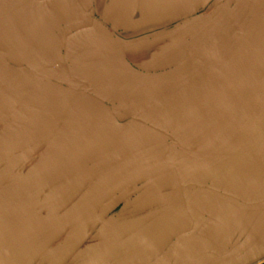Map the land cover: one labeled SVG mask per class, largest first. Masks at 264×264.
Masks as SVG:
<instances>
[{
	"label": "flooded vegetation",
	"instance_id": "1",
	"mask_svg": "<svg viewBox=\"0 0 264 264\" xmlns=\"http://www.w3.org/2000/svg\"><path fill=\"white\" fill-rule=\"evenodd\" d=\"M5 1L40 56L46 61L54 59L53 38L56 28L67 22L63 20L64 14L72 13L74 7L67 2L57 11L50 5L51 2H45L42 16L29 24L27 13L33 6L31 0ZM80 1L81 7L90 10L92 18L100 22L120 42L123 57L133 67L144 72L162 73L175 69L183 61L184 45L206 28L204 34L187 51V67L184 72L186 80L184 79V83L179 86L183 94L176 104L177 112L175 111L173 121L170 126L161 125L162 130L165 129V138L168 139L164 141L167 150L146 156L138 163L139 172L149 167V162L146 161L161 152L165 155H171L172 152L179 156L175 146L197 157V155H206L205 148L214 144L209 149L214 151L210 155L220 158L221 162L219 169L213 173L214 177L206 181L203 186L219 191L225 187L224 184L229 183L233 186V189L228 187L232 190L229 191V197L234 198L237 203L249 207L263 205L264 32L256 38V42L252 37L245 39L244 33L239 34L244 0ZM214 12V17L207 24L205 19ZM196 18L202 20L197 25L188 26ZM89 36L90 34L72 31L65 37L62 61L67 76L72 79L76 76L97 73L95 68L84 70L81 64L73 65L75 58L89 55L104 60L110 57L109 52L95 49L81 53L82 49H90L98 45ZM85 37L88 38L87 41ZM0 46L7 45L0 43ZM105 47L107 51L112 50L110 46L105 45ZM28 56L30 63L32 58ZM233 61H235L234 65ZM96 63L97 61L94 60L89 62L93 66ZM32 66L37 67V64L32 63ZM120 71L124 73L123 70ZM234 73L235 82L237 81L239 85L235 103L237 105L241 103L240 109L238 106L235 108L236 125L239 124L244 111L252 108L256 103L251 143L241 155H238L239 138L236 137L239 126L235 127L233 147L216 150L225 143L224 137L227 135L222 132L216 133L219 128L216 122L222 114V107L230 98L227 90V82L229 83L230 79L227 77ZM106 74L110 73L106 71ZM44 79L47 78L42 77V80ZM177 81L169 84L167 95L175 89ZM50 84H53L51 87L55 86L54 90L51 87L47 90L41 85L35 88L36 85L32 84L10 87L6 79H0V108H4L0 114V226L3 227L0 234H5L0 240V264H4L32 238L53 228L56 225L55 221L60 220L97 179L106 177L103 185L106 184L110 176L107 172L128 158L126 156L114 159L109 156L110 153L121 155L123 152L124 133L120 128L109 133L106 139L102 140V145H98L96 140L92 145L93 149L89 151L87 142L95 140L92 137L95 127L89 126L90 116L88 120L85 118L81 111L83 109L76 104V101L65 104L64 95L58 90L59 87H63L60 83L52 81ZM87 89L91 90L92 94L94 92L100 95L98 101L102 105L108 107L109 102L119 105L114 102V96L112 97L110 93H98L91 86ZM192 94L199 102L195 110L199 133L193 138L187 129L188 106ZM87 96L91 100H96L94 95L87 94ZM165 97L157 102V105L153 104L143 111L136 112L138 116L143 115L144 121L141 120L139 124L156 130L160 125L158 123L160 104ZM127 98L132 102V99ZM157 98L156 95L151 101L154 102ZM208 108L211 109L210 112ZM153 109L156 110L150 117L148 113ZM125 124L128 125V122L125 121L124 126ZM228 124L231 125L232 121ZM246 139H242L240 148L243 144L245 147ZM144 140L137 151L128 155H138L153 146L150 144V137ZM119 142L121 147L118 148ZM187 161L192 163L196 160L188 158ZM155 173L152 172L150 175ZM126 176L127 174L124 173L116 177L117 180L108 188L115 189L126 182L134 181V179L123 180ZM227 176L231 178L229 182ZM149 181L151 180L140 182L135 189ZM139 193H142V190ZM124 194L128 193L123 192ZM104 195L105 192L101 194ZM135 196L137 195L127 196L114 205L102 223L95 224L97 213L93 217L88 213L82 224L78 248L69 257L65 256L66 251L60 253L59 247L68 238L79 233H73L74 227L67 230L57 243L42 252L37 250L46 239L34 243L15 264H77L83 259L86 260L98 249L103 241V234L108 235L107 229L111 225L123 224L143 216V214L131 213L135 206H124ZM140 198L143 199L142 196ZM196 201L199 203L196 205L195 202L197 209L200 208L202 213L219 223H222V216L229 213L224 209L225 205L222 202L219 203L210 197L200 195ZM140 203L141 201L136 206L139 207ZM234 212L235 216H231L230 223L234 220L236 238L251 219L253 221L246 233H243L241 241L243 242L250 235L261 236L264 230V209L256 213L235 207ZM76 214L74 213L71 218ZM204 228L208 229L206 226ZM239 245L233 242L234 249ZM61 249L63 250V247ZM82 251L86 253L78 256ZM261 261V264H264V259Z\"/></svg>",
	"mask_w": 264,
	"mask_h": 264
},
{
	"label": "water",
	"instance_id": "2",
	"mask_svg": "<svg viewBox=\"0 0 264 264\" xmlns=\"http://www.w3.org/2000/svg\"><path fill=\"white\" fill-rule=\"evenodd\" d=\"M60 1L63 3L69 2L74 9L72 13L65 12L63 20L67 22L56 28L53 38L54 59L46 61L24 34L6 1L0 0V43L7 45L0 46V79H6L10 87L18 84H32L33 86L36 85L35 88L39 85L45 86L47 90L53 85L50 82L60 83L63 87H59L58 90L63 93L65 104L76 101V104L83 109L81 111L86 116L85 118L87 119L90 116L89 126L95 127L92 132V137L95 140L94 142H87V146L90 148L88 150L93 149L94 146L92 147V145L96 140H98V145H102V140H105L109 133H113L120 128L124 133L122 136V142L125 143L123 152L121 155L110 153L109 156L114 157V159L126 156L128 158L107 172L110 176L106 184L103 185L106 177L97 179L85 195L60 220L55 221L56 225L53 228L32 238L4 264L17 263L23 253L38 241L46 239L37 251L42 252L48 249L57 243L67 230L74 227L73 233L79 232V235L74 234V237L68 238L69 240L67 239V241L61 243L59 247L60 253L66 251L65 256L69 257L78 248V239L86 215L91 213L93 217L97 213L95 224L102 223L114 205L131 195L137 196L126 202L124 206H135L131 213L143 214V216L141 215V217L123 224L111 225L107 229L108 235L103 234V241L99 244L98 249L89 258L83 259L77 264H254L263 260L264 230L261 232V236L250 235L242 242V235L246 233L253 220L251 219L245 225L243 231L236 238L235 223L234 220L230 223V218L235 216V207L242 211L258 213L264 209V204L249 207L237 203L234 198L229 197V191L232 192L231 189H233V186H230L229 183L224 184L225 187L219 191L203 186L206 181H210L214 177L215 174L213 173L219 169L220 158L210 155L214 151L207 150L205 151L206 155H197L196 157L187 153L181 147L175 146L179 156L172 152L171 155L164 154L167 150L164 141H168V139L165 138V129L162 130L161 125L164 124L167 127L173 121L176 104L180 100V95L183 94L179 90V86L184 83V79L186 80L184 72L187 67V51L204 34L206 28L184 45L183 61L175 69L162 73L144 72L133 67L123 57L120 42L100 22L92 18L90 10L81 7L80 0ZM31 2L33 6L27 13L29 24L42 16L44 3H48L49 0H31ZM214 15L215 12L208 16L205 22L209 24ZM201 20L200 18L193 19L188 26L197 25ZM240 26L239 34L244 33L245 39L252 37L256 42V38L264 32V0H244ZM72 31L90 34L89 38L98 43L90 49L80 50L81 53L92 49L110 53V57H103L104 60L89 55L74 59L73 65H77L76 63L81 64L84 70L91 67L95 68L97 70L96 75L76 76L74 79L67 76L62 54L65 37ZM87 39L85 37L86 41ZM105 45L110 46L112 50L107 51ZM28 55L32 58L30 63ZM92 60L97 61L94 66L89 64ZM32 63L37 64V67L32 66ZM234 63L235 61H233V65ZM120 70H123L124 73H121ZM106 71L110 74H106ZM223 76L226 78V74ZM42 77L47 79L42 80ZM227 78L230 79V81L228 79L229 83L227 82L230 98L226 105L222 107L221 116L223 118L221 121L228 122L234 121L233 113L237 106L240 109L241 103L239 105L235 103L239 86L238 82H235V73L228 75ZM176 80H178L177 86L167 95L169 84ZM88 86L93 87L94 91L98 93H110L112 97L114 96V102L119 105L111 102L108 103V107L102 105L98 101L100 95L94 94V92L92 94V91L87 89ZM51 88L54 90L55 86ZM87 94L94 95L96 100H91ZM156 95L158 98L152 102V98ZM193 96L192 94L189 99L188 126L196 122L195 110L199 105L198 100ZM127 97L132 99V102H129ZM164 97L165 99L160 104L159 109L158 123L160 125L156 130H151L139 124L144 121L142 119L143 115L138 116L136 112L138 110L143 111L153 104L157 105V102L159 103ZM128 102L129 104L126 105ZM254 104L252 108L244 111L245 114L243 113L239 124H237L239 126L236 135L239 138L238 155H241L243 150L247 149L251 143L256 113ZM3 109V107L0 108V114ZM154 110L156 109L148 113L150 117H152ZM210 111L211 109L208 108V112ZM125 121L128 122V125L125 124L124 126ZM221 124L218 123V125ZM146 137H150V144L153 146L138 155L129 156V153L139 149L141 144L145 142ZM245 138H247L246 145L244 147L243 144L240 148V143ZM234 140L235 132L229 135L225 143L216 150L232 148ZM117 147H121L120 142ZM159 151L164 152L146 161V163L149 162V167L139 172L138 163L146 156ZM188 158L196 161L190 163L187 161ZM155 163H158V165H155ZM152 172L156 173L150 175ZM170 172L172 173L171 176L156 180L160 175H167L166 173ZM124 173L127 176L123 180L134 179V181L126 182L123 186L115 189H109L108 187L111 184L113 185L118 176ZM148 179L151 180L149 183L145 182L144 185L135 189L140 182ZM230 179V176H227L228 182ZM228 187H231V189ZM140 190H142V193H139ZM104 192L105 195L101 196ZM123 192L128 194L123 195ZM200 195L206 198L210 197L212 200L222 202L225 205L224 209L229 213L222 216V223L202 213L199 210L200 208H196V205L199 204L196 199ZM139 201H141V205L138 207L136 205ZM74 213H77L76 216L71 218ZM204 226L208 229L205 230ZM2 230L3 227L0 226V231L2 232ZM4 235V233L0 234V240ZM233 242H235V245L242 243L234 249ZM84 253L86 252L82 251L78 256Z\"/></svg>",
	"mask_w": 264,
	"mask_h": 264
},
{
	"label": "crops",
	"instance_id": "3",
	"mask_svg": "<svg viewBox=\"0 0 264 264\" xmlns=\"http://www.w3.org/2000/svg\"><path fill=\"white\" fill-rule=\"evenodd\" d=\"M49 2H51L50 3V5L51 6H54L55 8H56V6L58 5L57 3H60L61 5H63V7H64V3L63 2H61L60 0H49ZM53 9V8H52ZM53 11H54V9H53ZM55 12V11H54ZM52 19H53V17H52ZM234 115V118H235V112L233 113ZM221 119H222V117L221 116H219V120H217V124L218 123H222L221 125H218V129H217V132L216 133H220V132H222V133H226L227 135L224 137V141L229 137V135H231L233 132H235V127H238L237 125H235V121H232V124L231 125H229L228 123L229 122H231V121H221ZM187 129H189L188 130V132H189V134H190V136H191V138H193V137H195V136H197V134L199 133V131H198V127H197V123L195 122V123H193L191 126H188L187 127ZM216 141H214V143H215ZM214 145V144H213ZM213 145H211V146H208V147H204L206 150H209V149H211L212 147H213ZM190 148V147H189ZM191 150H193L194 151V148H192L191 147ZM167 175H160L156 180H160V179H162V178H165L166 176H171L172 175V173L170 172V173H166ZM262 263V261H259V262H257V263H254V264H261Z\"/></svg>",
	"mask_w": 264,
	"mask_h": 264
},
{
	"label": "rangeland",
	"instance_id": "4",
	"mask_svg": "<svg viewBox=\"0 0 264 264\" xmlns=\"http://www.w3.org/2000/svg\"><path fill=\"white\" fill-rule=\"evenodd\" d=\"M58 5L56 6V10L59 11L62 9V5L60 3H57Z\"/></svg>",
	"mask_w": 264,
	"mask_h": 264
}]
</instances>
